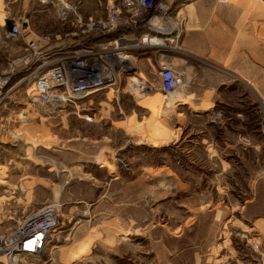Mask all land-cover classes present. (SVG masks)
<instances>
[{"label":"rangeland","instance_id":"1","mask_svg":"<svg viewBox=\"0 0 264 264\" xmlns=\"http://www.w3.org/2000/svg\"><path fill=\"white\" fill-rule=\"evenodd\" d=\"M112 4L123 0H0V76L31 44L71 46ZM140 33L111 61L117 83L76 104L35 100L25 72L5 86L0 237L52 211L45 249L19 264H264V62L244 78L184 52L180 35L150 45ZM161 55L185 74L177 94L157 88ZM135 56L157 70L140 76Z\"/></svg>","mask_w":264,"mask_h":264},{"label":"built area","instance_id":"2","mask_svg":"<svg viewBox=\"0 0 264 264\" xmlns=\"http://www.w3.org/2000/svg\"><path fill=\"white\" fill-rule=\"evenodd\" d=\"M167 1L123 0L122 8L116 4L110 5L106 19H89L80 23L78 29L82 38L75 40L71 46H27L26 49L32 50V55L11 60L0 76V100L5 86L19 72L33 78L32 96L35 100L54 106L73 105L91 94L111 88L117 83L115 66L111 61L118 59L125 62L129 57L127 50L138 45L135 38L138 32H141L138 39L145 44H150L155 35L161 37L163 44L166 41L177 42L178 36L166 29ZM127 30L128 34L123 33ZM113 33L118 35L110 38L109 35ZM18 34L17 24L7 32L12 39L17 38ZM92 37L110 39L88 44ZM158 79L157 88L170 94L183 85L185 74L161 64ZM44 214L46 217L43 220L36 223L26 221L10 235L0 237V264H19L25 255L36 257L42 253L49 233L58 223L54 212Z\"/></svg>","mask_w":264,"mask_h":264},{"label":"crops","instance_id":"3","mask_svg":"<svg viewBox=\"0 0 264 264\" xmlns=\"http://www.w3.org/2000/svg\"><path fill=\"white\" fill-rule=\"evenodd\" d=\"M168 2L171 19H167V27L174 35H180L179 47L184 52L210 59L225 71L237 72L244 78L249 77L246 71H250L251 65L264 62V0ZM161 56L164 64L166 55ZM177 58L180 64L187 62L186 57ZM134 65L133 69L142 77H149L157 70L150 57L140 60L135 56ZM183 67L187 73L191 71Z\"/></svg>","mask_w":264,"mask_h":264},{"label":"bare ground","instance_id":"4","mask_svg":"<svg viewBox=\"0 0 264 264\" xmlns=\"http://www.w3.org/2000/svg\"><path fill=\"white\" fill-rule=\"evenodd\" d=\"M169 27V26H168ZM167 31H169L168 28H166ZM150 45H161L163 44L161 41V37H158L157 35L154 36L153 40L151 42H149ZM164 46V45H162ZM154 47V46H153ZM157 48V47H156ZM26 76V75H25ZM113 90V89H112ZM174 94H177V91H174ZM178 98V97H177ZM174 99V98H173ZM46 217V214L42 213L41 215L35 216L31 219L28 220V223H36L39 220H43Z\"/></svg>","mask_w":264,"mask_h":264}]
</instances>
